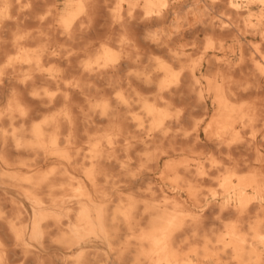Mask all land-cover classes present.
I'll use <instances>...</instances> for the list:
<instances>
[{"label": "bare ground", "instance_id": "obj_1", "mask_svg": "<svg viewBox=\"0 0 264 264\" xmlns=\"http://www.w3.org/2000/svg\"><path fill=\"white\" fill-rule=\"evenodd\" d=\"M0 264H264V0H0Z\"/></svg>", "mask_w": 264, "mask_h": 264}, {"label": "rangeland", "instance_id": "obj_2", "mask_svg": "<svg viewBox=\"0 0 264 264\" xmlns=\"http://www.w3.org/2000/svg\"><path fill=\"white\" fill-rule=\"evenodd\" d=\"M204 35H205V32H201V37H203ZM193 112L196 114L197 113V108H194Z\"/></svg>", "mask_w": 264, "mask_h": 264}]
</instances>
